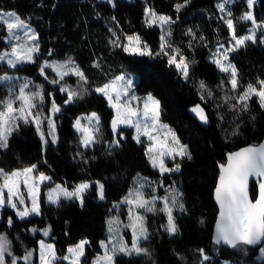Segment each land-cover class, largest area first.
Returning <instances> with one entry per match:
<instances>
[{"label":"trees","instance_id":"obj_1","mask_svg":"<svg viewBox=\"0 0 264 264\" xmlns=\"http://www.w3.org/2000/svg\"><path fill=\"white\" fill-rule=\"evenodd\" d=\"M217 1L190 0L177 13L174 5L183 0H116L115 6L101 0H0V8L16 10L38 33L40 54L37 62L19 70L35 75L44 59H74L87 76L85 87L89 89L83 99L67 105L64 104L66 94H61L58 89L56 97L62 108L56 115L57 142L53 144L49 139L47 145L42 144L35 125L21 122L9 138L8 147L0 148V168L10 172L36 164L37 172H44L54 183L66 184L69 188L86 180H101L105 186V199L100 200L93 184L84 196L83 208L75 199L61 198L59 204L49 203L44 192L40 215L20 219L12 208L5 207L0 219V233H6L10 238L16 255L21 257L26 251L37 249L42 233H34L31 229L49 226L50 240L60 257L82 239L90 241L87 255H93L100 251L99 242L106 237L108 217L117 212L126 213L125 204L118 208H114V204L126 196L134 177L138 173L161 176L145 155L146 146L133 139L132 128L121 127L119 131L123 132V138L115 137L120 139V145L109 146L114 138L111 129L114 110L101 94L92 91L119 73L130 71L138 74L136 90L140 95L151 92L161 101L162 120L189 145L192 159L177 157L169 163H180V171L158 177L167 186H177L182 193L180 202L185 210L174 209L178 232L169 235L161 227L166 224L163 212H145L149 238L141 241V247L148 248L150 256L121 254L117 264H200L199 249H204L210 257L204 264H221L225 259L232 264H264V258L258 259L261 247L244 245L237 249L216 244L213 238L218 214L214 189L219 165L226 162L230 151L264 141V108L260 107L257 97L248 101L247 111L239 105L230 110L236 103L235 97L249 83L256 84L258 78L264 79V44L248 42L231 53V60L239 71L240 84L233 92L227 84L229 75L221 72L209 59L218 43L228 42L231 38L216 11ZM146 7L171 16L175 23L163 29L159 25L149 27L145 24ZM246 10L244 1L233 5V17L239 25L237 34L246 32L251 26L250 22L238 19ZM253 10L258 21L264 20V0H258ZM2 29L0 50L6 46L2 39L5 30ZM188 29L196 33V39L187 34ZM113 31L121 39L125 34H140L153 52L159 50L162 33L171 31L168 43L180 48L181 53L194 62L191 63L190 78L182 79L174 67L168 66L166 57L125 53L111 43ZM200 36L204 40H200ZM8 70L6 64L0 63V74ZM77 80L74 75L66 78L67 85L74 89H79ZM200 80L207 84L213 97L205 95L203 101L200 99ZM7 94V84H0V99ZM226 95L232 99L226 102L223 99ZM195 104H201L208 114L206 124L190 111ZM91 112L100 116V142L84 149L73 123L79 115ZM256 191L257 185L253 183V196ZM162 206L159 202L157 208ZM8 217H12L11 226Z\"/></svg>","mask_w":264,"mask_h":264},{"label":"snow or ice","instance_id":"obj_2","mask_svg":"<svg viewBox=\"0 0 264 264\" xmlns=\"http://www.w3.org/2000/svg\"><path fill=\"white\" fill-rule=\"evenodd\" d=\"M235 0H220L217 3V9L223 13L221 16L224 24L229 30L231 39L225 44L218 43L215 51L210 59L217 68L229 75L227 84L231 90L235 92L239 87V71L234 63L231 62L230 55L245 47L248 42L257 43V33L260 32L259 42L264 44V20H257L254 14V5L256 0H245L247 10L244 11L238 18L240 21L251 23V27L244 35H237L236 20L230 7ZM113 3L114 0H109ZM190 0H183V3L174 5L177 13L187 6ZM145 24L149 27L159 25L161 29L175 23L171 16L158 14L154 9L146 7L144 10ZM178 19V17H177ZM115 20V17H113ZM0 26L6 31L4 37L9 48L0 50V63L6 64L10 69H17L21 64L35 63L36 54L40 50L38 43V34L31 28L30 24L22 19L16 12L0 11ZM112 31V29H110ZM187 34L196 39V33L192 29H188ZM114 39L111 41L114 46L120 47L125 53L136 56L157 57L163 56L167 58L169 67H174L178 75L187 81L190 78L191 63L178 47H172L168 43L167 37L171 36V31L162 33L159 50L153 52L147 42L143 41L139 34L124 35V41L121 42V37L113 31ZM204 40L203 36L199 37ZM191 46V42L189 44ZM99 67L98 64H96ZM46 69H51L57 79H52V84H60L66 76L74 75L78 78L77 83L79 89L71 88L67 85H62L60 91L66 94L64 104L74 103L78 99H83L89 89L85 87L88 83V78L79 68L74 60L59 61H44L39 72L41 76L48 79ZM16 78L9 76L7 73L0 75V82H11ZM33 82L24 78V82L19 85L18 90L15 87H9L8 94L3 99H0V148H7L9 138L19 129L20 123L34 124L36 131L39 134L42 144L47 145L48 139L42 125L47 122L48 133L51 137V143H56V123L54 116L61 111L55 99L51 101V109L47 115H41L38 110V104L42 103L45 98L42 85H35L34 90H30V85ZM221 86H224V81H221ZM200 89V99L203 101L205 95L208 98L213 97V92L208 88L207 84L200 80L198 82ZM92 91L101 94L106 100L110 108L114 109L115 115L111 121V129L113 140L111 146H119L120 139L123 138V132L119 131L121 125L132 127L135 129L133 139L136 143H142V137L147 138L148 144L145 149V155L148 157L151 165L158 168L161 175L164 173L179 172L181 169L180 163H175L172 168L165 164V157L175 160L179 157L181 160L187 158L192 159V154L189 151L188 145L181 143L176 132L163 123L161 117V101L157 99L151 92L143 97L135 94L134 79L131 75L121 74L102 86L95 87ZM47 95L51 96V93ZM257 97L260 107L264 108V79L257 80L256 84L249 83L235 97L236 103L231 105L230 110L237 109L241 106L244 111L249 108L248 101L253 97ZM226 102L232 97L225 96ZM198 119L203 122H208V114L201 104H195L191 109ZM223 119V117H221ZM85 121V122H82ZM100 116L96 112H91L86 115L78 116L73 128L79 134L80 146L84 149L92 148L99 143L100 134ZM81 155L82 153H77ZM220 174L215 188V200L219 205V216L215 224L214 240L216 244L224 243L233 248L244 245H257L264 241V143L258 145H248L239 149L236 152L228 153L227 163L220 164ZM37 171L36 164H30L23 168L13 169L10 172L0 168V209L5 206L15 210V214L20 219H24L30 215H40V185L45 181H50L51 177L44 172ZM139 175V174H138ZM250 177L256 178L258 185V194L253 200L249 193ZM146 181V178H142ZM95 184L97 187V196L100 200L105 199L104 184L97 181H82L76 184L71 190L66 184H56L47 192V200L52 204H59L61 198L79 201L80 207L84 206V193ZM23 185L25 191H21ZM144 183L136 182L134 188L129 189L128 194L122 200L114 204V208H118L121 204L129 206L130 223L125 225L132 231V239L130 245L124 241L122 237L118 241L113 242L109 239L108 242L100 241V246L104 250L102 255H98L92 264H115V255L123 253L131 256L148 255L149 249L141 247V240H148L149 232L145 224V216L136 209H142L144 212H163L166 215V224L161 225L162 228L169 234L174 235L178 232V226L174 216V209L184 211V204L180 202L182 193L176 189L162 197L152 195L150 198L145 197L143 191ZM30 201V205L26 203ZM160 200L163 204L162 208L157 209L156 203ZM13 223L12 217H8V224ZM119 221L116 218L109 219L108 231L114 233L116 229L113 225H118ZM33 232L42 231L44 236H48L50 226L45 229H31ZM39 243V261L40 264H57L58 260L69 261V264H82V257L85 256V246L90 243L87 239H82L74 246L68 248V255L63 257L57 256V251L54 244L46 243L41 240ZM112 244V247H109ZM261 252H264L262 247ZM201 257L200 264L210 259L204 249L198 250ZM33 256V251H26L21 257L12 254L11 241L6 233H0V264H8L6 257H10V264H18V260H23L28 264ZM227 264V262H225Z\"/></svg>","mask_w":264,"mask_h":264},{"label":"rangeland","instance_id":"obj_3","mask_svg":"<svg viewBox=\"0 0 264 264\" xmlns=\"http://www.w3.org/2000/svg\"><path fill=\"white\" fill-rule=\"evenodd\" d=\"M101 1H106V2H109V0H101ZM115 1L116 0H114V4H115ZM130 1V0H129ZM237 1H244V3H245V0H235V2L233 3V4H231V5H229V6H227V7H230V10L232 11V13H233V5L237 2ZM258 0H256V2H257ZM220 2V0H218L217 1V3H219ZM110 4H112L113 5V3H110ZM246 4V3H245ZM217 5V4H216ZM0 11H3V12H16L22 19H25V18H23L16 10H14V9H2V8H0ZM216 11L218 12V14L220 15V17L222 16V15H224L223 13H221L218 9H217V7H216ZM159 14V13H158ZM29 24H30V26H31V28L37 33V31H36V29H35V27L33 26V24L29 21V20H27V19H25ZM238 27H239V25H238V23L236 22V31L238 30ZM251 27V26H250ZM249 27V28H250ZM3 27L2 26H0V32L3 30L2 29ZM248 28V29H249ZM248 31V30H247ZM247 31L246 32H244V33H241V34H237V35H244V34H246L247 33ZM38 34V33H37ZM140 35V34H139ZM259 35H260V32H258L257 33V37H258V41H259ZM6 36V31H5V34L2 36V39H3V41L5 42V39H4V37ZM141 36V35H140ZM142 38V37H141ZM231 39V38H230ZM229 39V40H230ZM142 40H143V38H142ZM143 41H145V40H143ZM121 42H126V41H124V39H121ZM146 42V41H145ZM38 43H39V40H38ZM223 44H225V47H227L228 46V44H227V42H222ZM5 44H6V46L2 49V50H4V49H7V48H9V45H8V43H6L5 42ZM149 45V44H148ZM39 46H40V44H39ZM150 46V45H149ZM217 46V45H216ZM215 49H216V47L213 49V51L211 52V54H210V56H209V59H210V57H211V55H212V53L215 51ZM39 54H40V50H39V52L36 54V62H37V58H38V56H39ZM70 58H67V59H44L43 61H41V64L44 62V61H59V62H64V61H67V60H69ZM230 59H231V55H230ZM71 60H74V59H71ZM211 60V59H210ZM75 61V60H74ZM35 62V63H36ZM231 62H232V60H231ZM75 63L77 64V62L75 61ZM233 63V62H232ZM2 64H4V63H2ZM28 64H32V63H25V64H21V65H19L18 67H17V69H10V70H8V71H4L2 74H0V75H3L4 73H7L9 76H13V77H15L16 79L14 80V81H11V82H0V84H7V86H8V89H9V87H15L17 90H18V88H19V85L21 84V83H23L24 82V78H27L28 80H30V81H32L33 83L30 85V90H34V86L35 85H42L43 86V91H44V93H45V98H44V100H43V102L42 103H39L38 104V110L41 112V115H47L48 113H49V110L51 109V101L53 100V99H55V101H56V103H57V105H59L60 106V108H62V105L58 102V100H57V97H56V93H57V91H58V89H60V87L62 86V85H67V82H66V78H67V76L64 78V80L63 81H61L60 82V84H52L51 82H50V80H52V79H57V77H56V74L51 70V69H46V72L48 73V79H45V77L44 76H41L40 75V72H39V70H38V72L36 73V72H33V73H36L35 75H32V74H30V73H27L26 71H21V70H19V68H21V67H24L25 65H28ZM40 64V65H41ZM78 65V64H77ZM79 66V65H78ZM79 68H80V66H79ZM81 69V68H80ZM82 70V69H81ZM83 71V70H82ZM121 74H128V75H131L132 77H133V79H134V84H135V94L137 95V96H139V97H143V96H145V95H140L138 92H137V90H136V83H137V80H138V74L137 73H135V72H130V71H124V72H121V73H119L118 75H121ZM118 75H116V76H118ZM115 76V77H116ZM114 78V77H113ZM112 78V79H113ZM111 80V79H110ZM108 82V81H107ZM67 86H69V85H67ZM102 86V85H101ZM70 87V86H69ZM61 92V91H60ZM48 93H51V96H49V95H47ZM61 94H65V93H63V92H61ZM158 99V98H157ZM114 110V109H113ZM59 113V112H58ZM58 113H56L55 114V116L53 117L54 118V120H55V123H56V132H55V134H56V136L58 137V132H57V120H56V115L58 114ZM82 115V114H81ZM81 115H79V116H81ZM84 115H86V114H84ZM114 115H115V111H114ZM160 119H161V121L163 122V123H165V124H167V125H169L167 122H165V121H163L162 120V118L160 117ZM82 122H85V121H82ZM100 123H101V120H100ZM100 126V125H99ZM132 128V127H126V126H123V125H121L120 126V128ZM169 127L170 128H172L173 130H174V128L171 126V125H169ZM42 128H43V130H44V132H45V136H46V138L49 140V139H51V137H49L48 135H47V133H48V125H47V122H45L43 125H42ZM120 128H119V130H120ZM133 129V131H134V135H135V129L134 128H132ZM175 131V130H174ZM176 132V131H175ZM176 134H177V132H176ZM177 136H178V134H177ZM179 137V136H178ZM180 138V137H179ZM142 139V143L147 147V144H148V141H147V138H145V137H142L141 138ZM180 141H181V143H183V144H186V143H184L181 139H180ZM186 145H188V144H186ZM188 148H189V145H188ZM169 162H174V160L173 159H171V158H169V157H165V164H166V166L167 167H169V168H172L174 165H171ZM151 164V163H150ZM152 166V165H151ZM153 167V166H152ZM154 168V167H153ZM154 169H156V170H158V168H154ZM158 172L160 173V171L158 170ZM38 173L39 172H35L34 173V175H38ZM172 173H174V172H171V173H164L163 175H165V174H172ZM139 174V175H138ZM135 177H134V180H133V184H132V187L131 188H134L135 186H136V182H139V183H144V189H143V191H144V193H145V197L146 198H150L152 195H155V196H157V197H162V196H165L166 194H168L169 192H171V190L172 189H176V190H178V188H177V186H175V185H171V186H167V185H165V183H164V181H163V179H159L160 177H163V175H161V173H160V177L158 178V177H156L157 175H148V174H144V173H138ZM46 175H48V174H46ZM48 176H50V175H48ZM51 177V176H50ZM142 178H146V181L144 180V179H142ZM158 178V179H157ZM155 179H157V180H155ZM86 181H97V180H86ZM99 181H101V180H99ZM102 182V181H101ZM103 183V182H102ZM56 184H62V183H54L53 182V179H52V177H51V180L50 181H45L43 184H41L40 185V197H39V200H40V210H41V202H42V195H43V192L45 193V198H46V201H48L47 200V192L49 191V189L50 188H52V187H55V185ZM79 184V183H78ZM104 184V183H103ZM68 187V186H67ZM74 187V186H73ZM73 187H68L70 190L73 188ZM92 188V186L88 189V190H90ZM130 188V189H131ZM87 190V191H88ZM21 191L23 192V191H25V189H24V187H23V185H21ZM86 191V192H87ZM104 191H105V188H104ZM86 192L83 194L84 196H85V194H86ZM129 192V191H128ZM128 194V193H127ZM126 194V195H127ZM180 199V198H179ZM159 202H161L160 200H157V203H156V207L158 206V203ZM26 203H28L29 205H30V201L29 200H27V197H26ZM162 203V202H161ZM126 205V204H125ZM127 206V209H126V213L125 214H123V213H121V212H117L116 214H114V215H110L109 217H108V219H107V233H106V237L105 238H103V239H101L100 241H105V242H108L109 241V239H110V237H111V239L113 240V242H116V241H118V239L120 238V237H122L123 239H124V241H126L129 245H130V243H131V239H132V231H131V229L130 228H128V227H125V225H128L129 223H130V220H129V206L128 205H126ZM5 207H7V206H5ZM4 207V208H5ZM3 208V209H4ZM3 209H0V219H1V217H2V211H3ZM158 209V208H157ZM15 211V210H14ZM136 211H138V212H140L142 215H144V210H142V209H136ZM41 212V211H40ZM158 212V211H157ZM157 212H152V213H157ZM31 216V215H30ZM145 216V224H146V226H147V228H148V216H146V215H144ZM29 217V216H28ZM27 218V217H26ZM112 218H116L118 221H119V224L118 225H113V227L116 229V231L114 232V233H109V231H108V228H109V225H108V221H109V219H112ZM41 233H42V237L39 239V241H41V240H44L46 243H49V244H54V242L53 241H51L50 240V235H48V236H44L43 235V232L42 231H40ZM148 232H149V229H148ZM34 233H36V232H34ZM8 239L10 240V238L8 237ZM11 241V240H10ZM142 241V240H141ZM55 245V244H54ZM75 244H73L72 246H74ZM72 246H70V247H72ZM140 246H141V244H140ZM109 247L111 248L112 247V244H109ZM262 247H264V244L261 246V248ZM56 248V247H55ZM99 248H100V251H97V252H95L93 255H87V253H88V249H87V245L85 246V256L84 257H82L81 259H82V264H92V262H93V260L98 256V255H102L103 254V249L101 248V246H100V242H99ZM260 248V249H261ZM238 249V248H237ZM11 251H12V254L13 255H15V256H17V257H20L19 255H16L14 252H13V246H12V243H11ZM29 251H33V256L30 258V261L28 262V264H40V261H39V243H38V247H37V249H35V250H33V249H31V250H29ZM57 251V250H56ZM121 254H123V253H117L116 255H115V264H117V257L119 256V255H121ZM65 255H68V251L66 252V254ZM65 255H63V256H65ZM123 255H125V254H123ZM57 256L58 257H60L59 255H58V253H57ZM63 256H61V257H63ZM126 256H128V255H126ZM131 256H135V254H133V255H131ZM262 258H264V252H261V250L259 251V253H258V259H262ZM6 259H7V261H8V264H10V257H6ZM22 261L23 260H18V264H21L22 263ZM23 262H25V261H23ZM62 262H64L65 264H69V261H65V260H58L57 261V264H61ZM225 262H227V264H232V262L230 261V260H228V259H225V260H223L222 261V263L221 264H225ZM24 264H26V262L24 263Z\"/></svg>","mask_w":264,"mask_h":264},{"label":"water","instance_id":"obj_4","mask_svg":"<svg viewBox=\"0 0 264 264\" xmlns=\"http://www.w3.org/2000/svg\"><path fill=\"white\" fill-rule=\"evenodd\" d=\"M261 143H264V141L261 142ZM248 145H258V144H248ZM248 145H245V146H243V147H246V146H248ZM243 147H240V148H238V149H236V150L230 151L229 153L236 152V151H238L239 149H241V148H243ZM226 163H227V158H226V162H225L224 164H226ZM219 174H220V172H219ZM218 177H219V176H218ZM217 182H218V180H217ZM253 183H256V185H257L256 178H252V177H250V181H249V193H250V197L254 200V199L256 198V195L258 194V185H257L256 195L253 196V194H252V185H253ZM216 185H217V183H216ZM215 188H216V187H215ZM214 202L216 203V205H217V207H218V214H217V218H216V221H217L218 216H219V205H218L217 201L215 200V189H214ZM216 221H215V224H216ZM215 224H214V228H213V238H214V236H215ZM220 244H221V245H225V246H227V247H231V246H229V245L224 244L223 242L220 243ZM263 244H264V241H262L260 244H257V245H249V246H251V247H261Z\"/></svg>","mask_w":264,"mask_h":264}]
</instances>
